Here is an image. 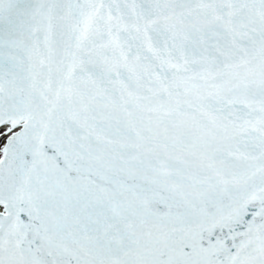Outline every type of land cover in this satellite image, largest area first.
<instances>
[{
  "label": "snow or ice",
  "instance_id": "obj_1",
  "mask_svg": "<svg viewBox=\"0 0 264 264\" xmlns=\"http://www.w3.org/2000/svg\"><path fill=\"white\" fill-rule=\"evenodd\" d=\"M0 264H264V0H0Z\"/></svg>",
  "mask_w": 264,
  "mask_h": 264
}]
</instances>
